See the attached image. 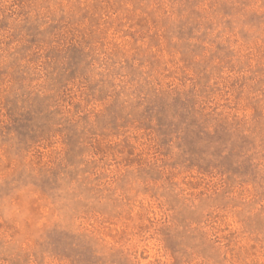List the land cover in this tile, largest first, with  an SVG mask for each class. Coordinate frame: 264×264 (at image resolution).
I'll use <instances>...</instances> for the list:
<instances>
[{
  "label": "rangeland",
  "instance_id": "1",
  "mask_svg": "<svg viewBox=\"0 0 264 264\" xmlns=\"http://www.w3.org/2000/svg\"><path fill=\"white\" fill-rule=\"evenodd\" d=\"M0 264H264V0H0Z\"/></svg>",
  "mask_w": 264,
  "mask_h": 264
}]
</instances>
